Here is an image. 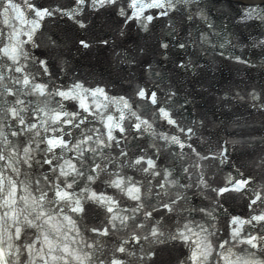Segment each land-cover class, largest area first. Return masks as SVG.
Returning <instances> with one entry per match:
<instances>
[{
	"label": "water",
	"instance_id": "1",
	"mask_svg": "<svg viewBox=\"0 0 264 264\" xmlns=\"http://www.w3.org/2000/svg\"><path fill=\"white\" fill-rule=\"evenodd\" d=\"M15 2L21 6L28 23L13 19L16 13L10 11L8 18L12 25L17 30L31 31L35 19L39 27L35 29L32 41L21 45L23 55L19 57V66L24 69L23 73L10 70V61L0 65V74L5 77L0 81V108L22 107L25 119L31 118L37 124L41 136L32 133L12 136L11 132L16 129L9 127L11 119H5L0 111V149L6 155L13 149L3 143L5 136L16 145H32L33 155L39 158L40 149L46 147L40 144L41 137L52 134L50 128L45 133L47 124L40 126L52 114L49 109L61 111L62 104L63 111L80 110L79 100L49 96L45 102L44 97L28 94L29 89L15 83L17 78L28 76L31 80L35 77V83L46 84L53 92L56 89L70 91L75 84H82L88 90L104 89L107 98L86 96L82 89L72 93L78 94L94 114L82 113L88 119L79 128L63 126L70 133L66 134L70 150L63 151L61 163L79 156L75 145L92 137L82 147L100 150L96 153L86 151L85 155L106 166L109 173L118 172L144 183V209L135 215L138 221L147 224V228L159 221L165 237L189 221L203 224L214 233L209 237L214 245L231 240L233 227L240 228L242 237L264 233L260 224L247 223L253 215L264 212V204L249 207L254 193L264 191V45L260 43L264 41V19L254 16L241 20L250 6L264 8V0H218L214 5L210 0L187 5L173 0L175 8L170 10L169 16L154 20L148 26V32L141 27L140 21L125 23L117 14L118 10L111 8L79 11L80 6L74 0H34L46 8L76 10L75 19L56 12L52 17L39 20L28 12L24 0ZM0 4L6 6V0H0ZM120 5L124 6V0H120ZM201 8L206 19L198 15ZM144 11L151 15L160 10ZM2 12L3 7H0ZM189 15L193 18L188 19ZM259 15L264 17V12ZM76 20H81L85 27L81 28ZM2 21L3 16H0V30L4 31V43H7V36L13 29ZM19 40L26 41L27 36L21 34ZM81 40L88 42L89 47H82ZM180 43L185 47L180 48ZM162 44L168 47L163 48ZM234 57H241L248 63H239ZM40 61L46 62L47 72L43 71ZM6 88H11L16 95H8ZM140 89L156 92L161 101L159 107L169 111L180 127L168 124L156 105L141 99L137 95ZM253 91L258 99L254 100L250 95ZM17 99L24 104H15ZM97 105L100 106L99 113L95 114ZM37 107L43 111H35ZM108 116L113 117L112 121L107 120ZM141 121H147V124L137 130L135 125ZM109 123H119L124 132L113 128L112 135L119 139V145L105 148L99 141L106 137ZM180 128L191 129V132H181ZM164 136L169 139L164 140ZM173 136L184 147L171 143ZM121 150L128 153L129 159L138 155L154 158L160 174L151 177L150 182H144L142 173L127 167L128 160L119 155ZM16 166L24 172L23 165ZM3 168L4 162H0V170ZM245 178L250 181L246 195L231 193L228 197H218L213 191L223 187L229 179L235 182ZM18 179L25 177L21 175ZM157 182L164 187L160 188ZM91 190L120 200L121 208L117 209L120 215H133L131 206L136 202L121 196L116 189L97 181L91 185ZM172 200L176 201L174 212H154L151 220L143 216V211H151L154 206L159 208L161 202ZM208 212L212 215L208 216ZM68 215L75 216L73 213ZM237 217L245 223L234 226L232 220ZM104 220L102 210L95 204H86L84 220L78 222L79 234L70 231L71 225H67V242L71 243L75 237L73 248L91 251L84 245L95 239L111 255L114 245L121 240L131 241L134 232L147 235V228L136 229L132 221L128 228L121 229L111 238L94 236L87 231L101 227ZM126 247L134 254L125 256L124 264H181L191 252L178 241L153 245L141 240L140 244L130 242ZM149 247L156 251V256L152 260H141ZM228 247L231 248V244ZM247 247L246 244L237 245L232 250ZM251 251L256 253L255 259L264 261V251Z\"/></svg>",
	"mask_w": 264,
	"mask_h": 264
},
{
	"label": "snow or ice",
	"instance_id": "2",
	"mask_svg": "<svg viewBox=\"0 0 264 264\" xmlns=\"http://www.w3.org/2000/svg\"><path fill=\"white\" fill-rule=\"evenodd\" d=\"M74 2L80 6L79 11H84L86 8L95 11L107 8L114 11L118 10L117 14L124 18L125 23L140 21L141 27L146 32L150 31L148 26L154 20L169 16L170 10L175 8L173 0H124V6L120 5V0H74ZM199 2L200 0H176V3L185 5L189 3L199 4ZM210 2L214 5L218 0H210ZM24 4L28 12L39 20L52 17L56 12H61L62 15L75 19V9L62 11L59 8H46L37 5L34 0H24ZM0 7H3V12L0 13V16H3V24L13 29L7 36V43H4V31L0 30V65L10 61V70L23 73L24 69L19 66V57L23 55L21 45L32 41L35 29L39 27L38 20L32 21L31 31L17 30L8 18V13L10 11L15 12L16 15L13 19L28 23L24 19L25 13L21 6L15 0H6V6L0 4ZM145 9H158L160 11L147 15ZM260 12H264V8L261 6H250L241 16V20L246 21L254 16L264 19L259 15ZM198 15L202 19H206L202 8L199 9ZM192 18L191 15L188 16V19ZM76 22L81 28L85 27L81 20H76ZM169 26L171 27V25ZM21 34L27 36L26 41L19 40ZM14 40L16 41L15 44L13 43ZM260 43L264 45V41ZM80 44L84 48L89 47V43L84 40H81ZM161 46L163 48L168 47L167 44ZM179 47L183 48L185 45L180 43ZM234 59L239 63H248L241 57H234ZM40 64L43 71L47 72L46 62L40 61ZM4 79L3 74H0V81ZM34 81L35 77L30 80L28 76H21L17 78L15 83L29 89L28 94L44 97L45 102L49 96H59L65 100H79L80 110L63 111L62 104L60 106L61 111L49 109L52 114L40 126L44 127V124H47L48 127H44V131L48 133L50 128L52 134L41 137L40 144L46 145V147L40 149L41 156L39 158L33 155L32 145H16L9 141L7 136L4 137L3 143L10 146L13 152L6 155L4 150L0 149V162H4V168L0 170V264H124V257L134 254L128 251L126 245L130 242L140 244L141 240L148 241L153 245L165 244L168 241H178L182 245H186L191 249V252L184 261H181V264H264V261L255 259L256 253L251 251V249L264 251V233L260 235L246 234L242 237L240 228L233 227L231 240H224L214 245L209 239L214 233L209 232V229L203 224L194 221L183 224L182 227L177 228L167 237H165L159 221H156L151 228H147V224L138 221L135 215L144 209V192H142L144 183L134 177L122 176L118 172L109 173L106 166H102L94 158L86 156V151L96 153L100 150L99 148L86 149L82 147V145H87L92 137L82 139L80 144L75 145V150L79 152V156L73 158L75 162L73 159H65L61 163L63 151L70 150L69 142L66 139V134L70 135V133H67L63 126L79 128L88 119L82 113L94 114L93 109L86 105L78 94L73 95L72 93L76 89H82L86 96L90 95L95 98L103 95L107 98L106 93L104 89L100 88L95 90L84 89L82 84H75L70 91L56 89L53 92L48 89L46 84H39ZM5 91L8 95H16V92L11 88H6ZM137 95L152 105H156L160 115L168 124L180 127L169 111L159 107L161 101L156 92L140 89ZM250 95L254 100L258 99V95L254 91ZM15 104L23 105L24 101L17 99ZM125 106L127 107L126 102ZM99 108L100 106L97 105L95 114L99 113ZM0 111L4 113L5 119H11L12 124L9 127L16 129L11 132L12 136L21 137L27 133L41 136L37 124L33 123L31 118L25 119L22 107L0 108ZM35 111H43V109L37 107ZM112 119V116L107 117L109 122ZM142 124H147V121H141L140 124L135 125L136 129L140 130ZM107 127L108 132L106 137L99 141L100 145L105 148L111 147L113 144L119 145V139L112 135V129L117 128L119 132H124V128L120 127L119 123L115 125L109 123ZM180 131L191 132V129L180 128ZM162 138L166 141L169 139L167 136ZM171 143L180 144V147H184L176 136L171 137ZM57 149L60 152H57ZM119 155L128 160V168H133L143 174L144 182H150L151 177L160 174L157 171L156 160L152 157L138 155L134 159H129L128 153L123 150L120 151ZM9 159L12 160L11 164L8 163ZM17 164L24 166L23 173L16 166ZM45 166L47 167L45 168ZM40 169H44V171L41 172ZM9 172L13 175H8ZM21 175H24V180L18 179ZM97 181L116 189L121 196L136 202L131 206L133 215H120L117 211L121 208L120 200L102 192L98 193L91 190V185L96 184ZM157 183L159 184V182ZM249 185L250 181L246 178L235 182L229 179L223 187L213 189V191L218 197H228L231 193H244L246 195ZM159 187L163 188L164 185L159 184ZM159 195L160 193H157V196ZM254 196L255 198L250 200L249 207L264 204V191H257ZM175 203V200L166 203L161 202L159 208L154 206L151 211H143V216L146 220H151L154 212L172 213ZM86 204H95L98 209L105 213V220L101 227L87 229L94 236L114 237L118 231L129 227V221H132V225L136 229L147 228V235L134 232L131 241L121 240L116 243L111 255L104 251L100 242L95 239L91 244L86 243L84 245L91 251L73 248L72 245L76 243L75 237H72L71 243H68V232L65 229L67 225H71L69 230L79 234L78 222L84 220ZM253 210L255 211V208ZM123 211L127 212V209H123ZM201 211L204 210L201 209ZM68 213H73L75 216H70ZM207 215L211 216L212 213L208 212ZM244 223L245 221L238 217L232 220L234 226ZM247 223L260 224L264 227V212L253 215ZM229 244H231V248L228 247ZM245 244L248 246L247 248H240L239 251L232 250L237 245ZM155 256L156 251L149 247L140 259L152 260Z\"/></svg>",
	"mask_w": 264,
	"mask_h": 264
}]
</instances>
